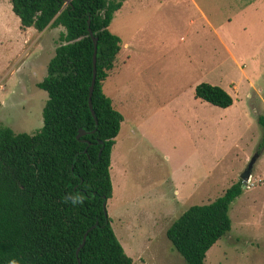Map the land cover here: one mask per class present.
<instances>
[{
	"label": "rangeland",
	"instance_id": "1",
	"mask_svg": "<svg viewBox=\"0 0 264 264\" xmlns=\"http://www.w3.org/2000/svg\"><path fill=\"white\" fill-rule=\"evenodd\" d=\"M63 28L22 29L0 0V125L33 134L47 93L37 83ZM110 30L122 51L103 83L124 120L112 149L106 212L132 264H185L166 236L189 207L209 204L241 180L231 230L204 264H264V0H125ZM207 82L228 108L195 97Z\"/></svg>",
	"mask_w": 264,
	"mask_h": 264
},
{
	"label": "trees",
	"instance_id": "2",
	"mask_svg": "<svg viewBox=\"0 0 264 264\" xmlns=\"http://www.w3.org/2000/svg\"><path fill=\"white\" fill-rule=\"evenodd\" d=\"M124 1L10 0L22 29L63 30L47 75L37 83L48 96L43 126L27 134L0 125V264L133 262L103 208L112 197L111 155L124 120L103 83L122 50L110 24ZM89 28L98 39L92 94L97 126L89 108L94 55ZM195 97L219 108L233 104L225 89L207 82L196 85ZM259 123L260 150L262 116ZM80 128L86 134L77 138ZM242 193L239 180L209 204L189 207L168 227L166 236L185 264H204L207 251L231 230L229 208Z\"/></svg>",
	"mask_w": 264,
	"mask_h": 264
},
{
	"label": "water",
	"instance_id": "3",
	"mask_svg": "<svg viewBox=\"0 0 264 264\" xmlns=\"http://www.w3.org/2000/svg\"><path fill=\"white\" fill-rule=\"evenodd\" d=\"M70 1H68L69 3ZM88 25H89V22H88ZM89 33H90V36L91 38L93 39V43H94V55H93V78H92V82H91V85H90V89H89V108L91 110V113H92V116L95 120V124L97 126L98 124V120H97V117H96V114H95V111L93 109V105H92V94H93V90H94V86H95V81H96V73H97V70H96V63H97V60H96V55H97V37L94 36L93 32L91 31V29L89 28ZM86 132L83 130V129H79V132L77 134V138H80L81 136L85 135ZM102 143V142H100ZM102 152V149L100 150L99 154ZM260 154L259 153H256L251 159L250 161L248 162L246 168L244 169V171L240 174V178H241V181H242V187L245 188L248 184V182L250 181V178H251V175H252V170H253V167L257 161V159L259 158ZM106 203H107V200L105 199V201L103 202V208H104V211L106 212ZM96 226L93 225L92 227H90L86 233L84 234L83 236V240L82 242L80 243V245L78 246L77 248V252H76V255L78 256L79 254V251L80 249L83 247L85 241H86V237H87V234L90 230H92L94 227ZM78 264H80V260H78Z\"/></svg>",
	"mask_w": 264,
	"mask_h": 264
},
{
	"label": "crops",
	"instance_id": "4",
	"mask_svg": "<svg viewBox=\"0 0 264 264\" xmlns=\"http://www.w3.org/2000/svg\"><path fill=\"white\" fill-rule=\"evenodd\" d=\"M27 29H29V28H27ZM46 30H47V29H46ZM46 30H44V31H46ZM44 31H43V32H44ZM43 32H40V33H43ZM122 49H123V47H122ZM121 51H122V50H121Z\"/></svg>",
	"mask_w": 264,
	"mask_h": 264
}]
</instances>
